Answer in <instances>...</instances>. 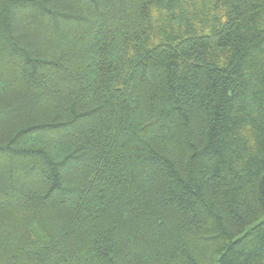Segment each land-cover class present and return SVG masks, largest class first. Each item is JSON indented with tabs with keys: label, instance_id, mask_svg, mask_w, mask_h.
Masks as SVG:
<instances>
[{
	"label": "trees",
	"instance_id": "trees-1",
	"mask_svg": "<svg viewBox=\"0 0 264 264\" xmlns=\"http://www.w3.org/2000/svg\"><path fill=\"white\" fill-rule=\"evenodd\" d=\"M0 264H264V0H0Z\"/></svg>",
	"mask_w": 264,
	"mask_h": 264
}]
</instances>
